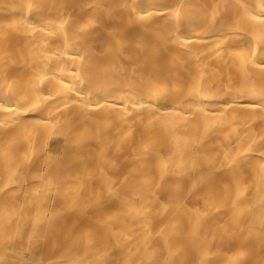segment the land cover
<instances>
[{"label": "bare ground", "instance_id": "1", "mask_svg": "<svg viewBox=\"0 0 264 264\" xmlns=\"http://www.w3.org/2000/svg\"><path fill=\"white\" fill-rule=\"evenodd\" d=\"M0 264H264V0H0Z\"/></svg>", "mask_w": 264, "mask_h": 264}]
</instances>
